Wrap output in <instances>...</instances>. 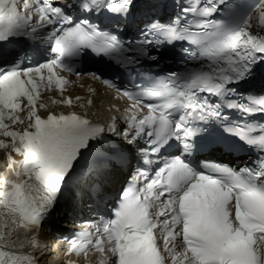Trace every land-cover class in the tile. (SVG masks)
Segmentation results:
<instances>
[{
	"label": "snow or ice",
	"instance_id": "6c2138e0",
	"mask_svg": "<svg viewBox=\"0 0 264 264\" xmlns=\"http://www.w3.org/2000/svg\"><path fill=\"white\" fill-rule=\"evenodd\" d=\"M89 58L87 75L130 102L107 121L65 95ZM258 70L264 0H0V264H39L42 225L103 198L107 173L133 161L112 207L62 237L67 255L264 264V92L245 88ZM54 89L69 110L42 98ZM240 151L249 163L206 159Z\"/></svg>",
	"mask_w": 264,
	"mask_h": 264
}]
</instances>
